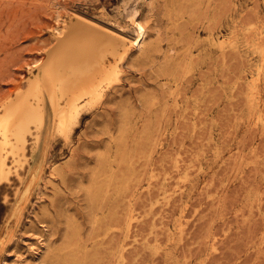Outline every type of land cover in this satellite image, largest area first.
I'll use <instances>...</instances> for the list:
<instances>
[{"label": "rangeland", "instance_id": "374dc122", "mask_svg": "<svg viewBox=\"0 0 264 264\" xmlns=\"http://www.w3.org/2000/svg\"><path fill=\"white\" fill-rule=\"evenodd\" d=\"M128 17L117 84L0 185V264H264V0H0V105L65 22Z\"/></svg>", "mask_w": 264, "mask_h": 264}, {"label": "bare ground", "instance_id": "6f19581e", "mask_svg": "<svg viewBox=\"0 0 264 264\" xmlns=\"http://www.w3.org/2000/svg\"><path fill=\"white\" fill-rule=\"evenodd\" d=\"M129 20L134 31L131 39H112L80 20L55 30L53 44L45 59L33 64L36 71H28L26 85L0 105V185L35 175L42 166L48 136H68L82 112L118 82L128 47L142 48L146 37L144 25L133 17ZM108 56L113 60L108 62ZM261 56L264 60V53Z\"/></svg>", "mask_w": 264, "mask_h": 264}]
</instances>
